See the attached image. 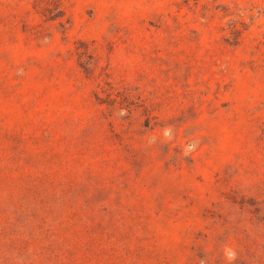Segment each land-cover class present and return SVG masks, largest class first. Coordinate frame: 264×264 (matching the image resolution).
Segmentation results:
<instances>
[{
  "label": "rangeland",
  "instance_id": "obj_1",
  "mask_svg": "<svg viewBox=\"0 0 264 264\" xmlns=\"http://www.w3.org/2000/svg\"><path fill=\"white\" fill-rule=\"evenodd\" d=\"M0 264H264V0H0Z\"/></svg>",
  "mask_w": 264,
  "mask_h": 264
}]
</instances>
